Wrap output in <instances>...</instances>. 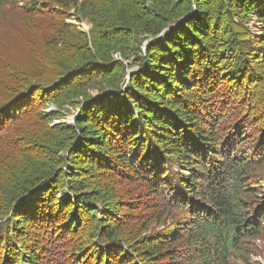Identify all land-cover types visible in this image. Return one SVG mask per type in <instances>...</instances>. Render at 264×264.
Masks as SVG:
<instances>
[{
    "label": "trees",
    "instance_id": "trees-1",
    "mask_svg": "<svg viewBox=\"0 0 264 264\" xmlns=\"http://www.w3.org/2000/svg\"><path fill=\"white\" fill-rule=\"evenodd\" d=\"M5 12L0 264H225L264 234V0Z\"/></svg>",
    "mask_w": 264,
    "mask_h": 264
},
{
    "label": "rangeland",
    "instance_id": "rangeland-1",
    "mask_svg": "<svg viewBox=\"0 0 264 264\" xmlns=\"http://www.w3.org/2000/svg\"><path fill=\"white\" fill-rule=\"evenodd\" d=\"M9 16L10 14L8 12L2 14L0 16V23L8 24ZM70 23L78 26L79 30L81 31L87 32L90 29V25L86 21H81V22L70 21ZM13 27L15 28V30L12 32L8 30L9 29L8 26H5L4 29L6 30V35H0V63L5 57L9 59L11 57H15L9 54H4L3 49L8 51L12 47L13 49L14 47L16 48L20 47L19 39L21 38V36H23V33L21 31L22 30L21 23L17 18H15L13 22ZM249 27L254 31L255 34L259 33L257 30L258 24L255 25L252 22L249 24ZM115 59L119 60L120 58L117 55L115 56ZM72 119H73L72 115H68L67 119L64 122L70 125L72 124ZM259 182L260 181H257V183ZM257 188L262 190V188H264V183L262 185H258ZM214 243L216 245V248L218 247V250H220L221 240L214 241ZM239 248L240 249L235 252L236 255L229 256L225 264H264V234H262L261 237H258L256 239H250L248 241H245L239 246Z\"/></svg>",
    "mask_w": 264,
    "mask_h": 264
},
{
    "label": "water",
    "instance_id": "water-1",
    "mask_svg": "<svg viewBox=\"0 0 264 264\" xmlns=\"http://www.w3.org/2000/svg\"><path fill=\"white\" fill-rule=\"evenodd\" d=\"M165 33V31L162 33V35H160V37H163V34ZM137 69L134 70H129L128 75H131L132 73H134ZM74 118V117H73ZM73 120V119H72Z\"/></svg>",
    "mask_w": 264,
    "mask_h": 264
},
{
    "label": "bare ground",
    "instance_id": "bare-ground-1",
    "mask_svg": "<svg viewBox=\"0 0 264 264\" xmlns=\"http://www.w3.org/2000/svg\"><path fill=\"white\" fill-rule=\"evenodd\" d=\"M157 26V25H156ZM158 27V26H157ZM160 30V29H159ZM156 33V32H155ZM119 43V42H118ZM123 45V44H122ZM126 47V46H125ZM120 48V47H119ZM124 50V49H123ZM138 50V49H137ZM135 53V52H134Z\"/></svg>",
    "mask_w": 264,
    "mask_h": 264
}]
</instances>
